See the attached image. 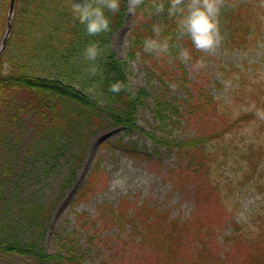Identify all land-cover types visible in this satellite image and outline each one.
I'll list each match as a JSON object with an SVG mask.
<instances>
[{"label": "trees", "instance_id": "obj_1", "mask_svg": "<svg viewBox=\"0 0 264 264\" xmlns=\"http://www.w3.org/2000/svg\"><path fill=\"white\" fill-rule=\"evenodd\" d=\"M8 5L9 0H0V39ZM145 6L152 8V0H144L138 10ZM126 11L127 0H122L119 12L108 13L110 30L92 34L74 13L73 0L15 1L11 33L0 55V139L24 121L32 130L29 149L41 160L58 165L69 152V176L61 193L75 180L89 139L109 126L137 130L158 145L175 148L181 165L175 175L177 183L192 187L194 202L200 207H216L227 183L242 186L250 182L261 196V204L250 217L249 229L233 225L235 232L226 238L229 250L224 256L216 252L212 227L203 225L201 217L193 221L170 219L145 205L127 214L119 205L103 220L125 235V240H118L122 246L139 238L155 264H245L236 263L231 255L241 242L250 245L246 264H264V59L221 66L216 87L222 88V81L230 80L231 88L218 99L194 82L184 89L181 101L175 100L166 96L167 87L160 80L163 91L154 95L156 119L172 121L174 117L177 122L194 117L203 130L184 141L155 135L136 125L138 108L149 96L147 91L132 87L126 63L111 49V37L124 25ZM162 14L158 20L157 14H152L132 28L128 61L139 59L145 67L156 70L165 64L167 52L177 59L173 46L180 32L177 21L167 11ZM263 15L264 0H240L230 7L223 15L226 48L250 50L257 46L264 36ZM154 24L163 29L159 39L169 41V48L163 52L145 49L146 38L157 36ZM182 35L185 47L196 57L191 39ZM93 43L98 46L94 59L86 52ZM116 81L124 82L119 91L110 87ZM221 139L227 145L220 144ZM94 182L92 175L86 179L75 202L88 199ZM52 207L27 201L19 206L14 220L0 222V253L25 258L27 264H81L83 253L73 233L56 234L57 250L50 254L36 240L23 241L16 232L24 222L25 227L43 233ZM126 225L130 226L128 231ZM92 240L90 237L89 243Z\"/></svg>", "mask_w": 264, "mask_h": 264}, {"label": "rangeland", "instance_id": "obj_2", "mask_svg": "<svg viewBox=\"0 0 264 264\" xmlns=\"http://www.w3.org/2000/svg\"><path fill=\"white\" fill-rule=\"evenodd\" d=\"M239 1L220 0L219 27L222 41L218 46L213 50H201L193 44L197 56H191L190 60L185 61L181 55V50L185 48L183 35L178 32L173 45L177 59L167 52V56L163 57L165 64H160L156 70L145 67L139 59H126L132 28L156 14L154 9L145 6L137 9L135 15L126 11L124 25L111 37V49L120 61L126 63L132 87L143 88L149 95L138 108V127L172 140L192 139L203 130L202 123L196 122L194 117L180 118L177 122L173 121L176 120L174 117L172 121L156 119L154 95L163 91L160 80L167 87L166 96H173L175 100L177 98L181 101L185 96L184 89L190 88L194 82L202 84L211 96L218 99L227 95L231 88L230 80L222 81V88L216 87V81L221 79V66H237L244 61L254 63L264 59V36L250 50H230L225 46L223 15ZM162 15L157 14L156 20ZM201 60L203 63L197 66ZM177 62L184 67L185 74L178 70ZM167 112L164 114L168 115ZM25 124L21 121L0 139V222L14 220L19 206L27 201L53 206L43 233L34 227H25L24 222L20 223L21 227L16 231L23 241L36 240L47 253L52 254L57 250L56 234L73 233L83 253L81 264H155L153 256L138 242L139 238L127 241L122 246L125 235L119 234L117 227L103 220L109 218L111 209L119 205L127 210V214H133L135 208L145 205L170 219L193 221L195 217H201L203 225L212 227L211 236L216 252L224 256L229 250L226 238L235 232L233 225L249 229L247 225L251 224L250 217L261 204V196L250 182L242 186L232 182L223 187L222 199L216 207L196 205L192 187L184 188L175 178L177 172H180L178 167H181L176 149L156 144L143 132L120 126H109L89 139L86 155L76 171L75 180L61 193V186L69 176L71 155L66 152L58 165L41 160L29 149L32 130ZM223 143L227 145L221 139L220 144ZM223 168L228 170L229 166ZM91 175L95 182L88 199L75 202L80 187ZM129 228L126 225L127 231ZM90 237L93 240L89 243ZM119 238L122 241H118ZM249 246L241 242L231 253L236 257V263L246 264ZM0 264H27V261L25 258L0 253Z\"/></svg>", "mask_w": 264, "mask_h": 264}, {"label": "clouds", "instance_id": "obj_3", "mask_svg": "<svg viewBox=\"0 0 264 264\" xmlns=\"http://www.w3.org/2000/svg\"><path fill=\"white\" fill-rule=\"evenodd\" d=\"M74 13L86 22V31L92 34L108 31L112 20L109 12L117 13L122 7V0H73ZM144 4V0H127V11L135 15L137 9ZM152 8L156 14L167 11L168 16L176 18L178 30L186 34L196 48L213 50L222 41L219 27L220 0H152ZM157 36L145 40L147 51L163 52L169 48L168 38L159 39L162 27L153 25ZM89 58L98 55V46L93 43L86 49ZM185 61L191 59V49L185 47L181 50ZM203 61H198L197 66ZM113 91L124 87L123 81L111 84ZM120 183V181H117Z\"/></svg>", "mask_w": 264, "mask_h": 264}, {"label": "water", "instance_id": "obj_4", "mask_svg": "<svg viewBox=\"0 0 264 264\" xmlns=\"http://www.w3.org/2000/svg\"><path fill=\"white\" fill-rule=\"evenodd\" d=\"M15 1L16 0H9V5H8V10H7V15H6L5 30L0 39V55L4 51L8 38L11 33L13 15H14V9H15Z\"/></svg>", "mask_w": 264, "mask_h": 264}]
</instances>
